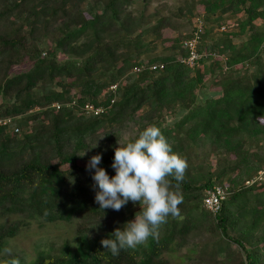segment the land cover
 <instances>
[{"label": "trees", "instance_id": "trees-1", "mask_svg": "<svg viewBox=\"0 0 264 264\" xmlns=\"http://www.w3.org/2000/svg\"><path fill=\"white\" fill-rule=\"evenodd\" d=\"M150 1L0 0V118L24 116L14 121L16 133L0 128V218L18 216L0 222V264H172L170 255L193 264H264V0H192L204 10L201 67L178 59L188 55L180 46L196 27L165 45L172 18L159 8L145 13ZM238 14L234 29L212 37ZM153 63L163 67L132 70ZM208 83L219 90L208 91ZM85 103L105 110L88 116ZM148 125L187 161L179 215L167 217L155 238L112 255L100 241L140 205L99 209L86 164L100 153L111 178L118 142ZM215 185L226 197L213 214L203 198ZM31 221L71 224L74 232L58 245L39 242L32 256L3 255ZM183 248L192 256H179Z\"/></svg>", "mask_w": 264, "mask_h": 264}, {"label": "clouds", "instance_id": "clouds-1", "mask_svg": "<svg viewBox=\"0 0 264 264\" xmlns=\"http://www.w3.org/2000/svg\"><path fill=\"white\" fill-rule=\"evenodd\" d=\"M97 146V142L93 147ZM100 153L89 158L86 170L92 172L95 202L99 209L120 210L129 201L139 203L134 218L115 228L100 241L112 255L122 249L135 248L149 236L158 235L159 225L170 215H179L182 203L180 183L184 179L187 161L173 151L172 145L155 125H148L131 141L114 148L109 177L100 167ZM94 170V171H93ZM169 177L176 183L171 184Z\"/></svg>", "mask_w": 264, "mask_h": 264}, {"label": "rangeland", "instance_id": "rangeland-1", "mask_svg": "<svg viewBox=\"0 0 264 264\" xmlns=\"http://www.w3.org/2000/svg\"><path fill=\"white\" fill-rule=\"evenodd\" d=\"M141 5V4H140ZM140 5L136 4V6L140 7ZM157 8H159L161 15H170L172 18V22L174 24V30L170 27H166L162 34L166 38H171V40L166 41L164 44L169 45L174 40H172L173 37L177 36V34H190L193 27H199L203 28V6L198 3H194L192 0H151L149 4L147 5L145 9V13H152ZM239 17L238 15H232L225 24H222L218 27H215L211 34L212 37H216V33L220 31H227L234 29L236 27L235 19ZM155 20V19H154ZM256 23L258 25H261V20H256ZM240 40L242 39H234V42L237 43V45L240 44ZM182 45V44H181ZM180 49H182V46H180ZM61 55V54H60ZM213 57L215 59L223 60V57L219 54L212 53ZM185 56H180L178 59H182ZM63 58V57H61ZM181 61V60H180ZM201 67V63H197L194 65ZM28 67L27 64L16 66L13 68L12 73L24 70ZM237 67H240V65H237ZM143 72V71H142ZM139 74V73H138ZM142 75V74H140ZM209 74H206L205 78H208ZM123 84H126L125 81L122 82ZM208 91H218L219 88L216 84L208 83L207 87ZM54 108V107H53ZM11 117V116H9ZM24 116H16L13 117L14 121L19 123ZM261 122L264 123V116L261 118ZM8 131V130H7ZM5 131V132H7ZM9 132V131H8ZM16 133V132H14ZM264 140H262L263 142ZM208 153V152H207ZM209 155V153H208ZM214 155L211 158L212 164L214 163ZM262 174L260 172L259 176ZM259 179V177L257 178ZM18 216L16 214H9L2 218H0L1 221L11 222L15 220ZM74 228L71 224L61 223L57 222L54 224H47L45 226H40L36 222L31 221L29 226L22 228L19 233L14 236L6 245V251H3L2 254H11V253H20L25 252L28 253L30 256L35 254V247L39 242L44 243L45 245H48L50 243L60 244V242L65 238H70L73 235ZM201 238L203 239H210V234L208 232H204L201 234ZM233 248H236V245L232 246ZM179 256H192V253L188 252L187 248H183L180 252H178ZM169 260L172 264H193L192 261H184L180 262L178 261L177 257L174 255L169 256Z\"/></svg>", "mask_w": 264, "mask_h": 264}, {"label": "built area", "instance_id": "built-area-1", "mask_svg": "<svg viewBox=\"0 0 264 264\" xmlns=\"http://www.w3.org/2000/svg\"><path fill=\"white\" fill-rule=\"evenodd\" d=\"M202 28L201 26L197 27L191 36L184 40L182 43L183 49L188 50V55L181 60V62L187 64L189 67H194L195 64L198 63V59L201 57V54L198 53L197 51V44H198V39H199V33L201 32ZM163 64L161 63H153L150 65H134L133 71L136 73H141L142 71L149 70V71H154L159 68H162ZM116 85H111L110 90L115 91ZM113 100H111L112 102ZM74 104L72 101L70 104L67 106ZM52 107L59 109L60 104L59 103H54L52 104ZM83 111L86 115L91 116V115H98L102 113L105 110L104 106H96L92 103H85L83 106ZM7 127H11L13 129V132H17L18 128L14 126V118L13 117H7V118H0V128L1 129H6ZM226 197V192L225 189L222 188L221 186L215 185L210 189L205 190V196L203 198V205L205 208H207L209 211H211L213 214L217 213L220 209L222 201Z\"/></svg>", "mask_w": 264, "mask_h": 264}]
</instances>
